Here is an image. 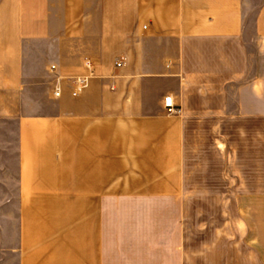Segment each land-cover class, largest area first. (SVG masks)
Returning a JSON list of instances; mask_svg holds the SVG:
<instances>
[{
    "label": "crops",
    "instance_id": "crops-1",
    "mask_svg": "<svg viewBox=\"0 0 264 264\" xmlns=\"http://www.w3.org/2000/svg\"><path fill=\"white\" fill-rule=\"evenodd\" d=\"M0 152L18 264H264V0H0Z\"/></svg>",
    "mask_w": 264,
    "mask_h": 264
},
{
    "label": "rangeland",
    "instance_id": "rangeland-1",
    "mask_svg": "<svg viewBox=\"0 0 264 264\" xmlns=\"http://www.w3.org/2000/svg\"><path fill=\"white\" fill-rule=\"evenodd\" d=\"M37 64L35 63V66ZM43 90L40 89V94L38 95L39 105H46L43 98ZM5 153L0 152V162H5ZM11 162L14 164V158H11ZM5 167H0V264H18V244H19V183L17 181L16 175L11 178V181L5 182L1 181L5 179L3 171ZM15 171L17 168L15 166L10 168ZM213 169L210 168L209 172L204 175L196 176L199 182L187 183L191 193L190 194H224L227 192L228 183H219L213 181L212 175ZM211 172V173H210ZM206 182H203V179ZM165 184L160 183H145L142 184L141 191H145L150 186H160ZM117 184H111V190H117Z\"/></svg>",
    "mask_w": 264,
    "mask_h": 264
},
{
    "label": "built area",
    "instance_id": "built-area-1",
    "mask_svg": "<svg viewBox=\"0 0 264 264\" xmlns=\"http://www.w3.org/2000/svg\"><path fill=\"white\" fill-rule=\"evenodd\" d=\"M117 67L121 66V62H117L116 64ZM85 68L87 70V74L83 75V76H79L76 78H72V79H68L69 82L71 83V86L73 88V96H78L81 92H83L89 85L90 80L93 78L94 76V65L91 61L87 60L85 61ZM55 67L52 66L51 67V71H54ZM64 80V78L60 77V76H56L54 78L55 81V87L53 90V94L56 98L61 97L62 92H63V88H62V81ZM166 105L168 108H173V104L171 99L167 98L166 99Z\"/></svg>",
    "mask_w": 264,
    "mask_h": 264
}]
</instances>
